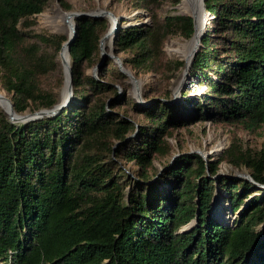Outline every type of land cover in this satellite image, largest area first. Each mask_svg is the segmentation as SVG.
Listing matches in <instances>:
<instances>
[{
    "label": "trees",
    "instance_id": "16d2710c",
    "mask_svg": "<svg viewBox=\"0 0 264 264\" xmlns=\"http://www.w3.org/2000/svg\"><path fill=\"white\" fill-rule=\"evenodd\" d=\"M163 1L134 0L153 12L152 25L121 24L115 35V53L126 55L123 64L137 76L157 71L170 37L194 34L190 16L158 17ZM50 3L0 0V89L18 114L57 103L44 80L58 70L68 37L33 30ZM205 5L212 18L190 65L205 90L186 99L188 113L177 115L158 101L140 112L147 123L131 138L137 126L129 110L139 108L117 88L127 76L109 57L98 77L89 72L101 61L109 20L87 17L76 19L70 48V106L22 124L11 123L0 107L1 264H264L263 187L245 178L212 179L220 163L195 153L177 157L160 182L148 183L155 158L171 152L174 127L200 121L249 131L264 126V0ZM165 67L174 76L185 61ZM121 159L135 161L142 173L130 177ZM220 161L245 167L264 185V150L253 154L233 142ZM217 186L238 214L232 225L211 215Z\"/></svg>",
    "mask_w": 264,
    "mask_h": 264
},
{
    "label": "rangeland",
    "instance_id": "374dc122",
    "mask_svg": "<svg viewBox=\"0 0 264 264\" xmlns=\"http://www.w3.org/2000/svg\"><path fill=\"white\" fill-rule=\"evenodd\" d=\"M182 3L183 0H180L179 3H175V0H164L161 3V6L154 12H157L160 19L175 15L191 16V14L183 12L180 9ZM55 8H61L65 13L82 14L95 12L98 8H103L112 12L117 18H119V25L123 24V26L152 25L154 18L151 10L137 6L134 0H51L49 8L36 17V25L33 27V30H35L36 33L42 32L49 35H69L68 31H54L42 23L41 15L52 13ZM205 14L209 25L211 15L207 11H205ZM76 19L78 18L75 17V21L74 19L72 21L76 23ZM190 39H185L181 35L170 37L164 44L165 54L156 72L142 73L137 76L136 72L131 67L123 64V67L130 70L133 73L134 80L138 82V84L135 85V81L127 76L125 81L117 85L120 96L123 94L127 95L138 105L139 108L138 111L129 110V118L134 121L137 126L136 130L130 135L131 138L137 137L140 125L143 126L147 123L146 118L140 113L141 111H144L147 107L153 106L158 101L165 102L166 100L172 99L174 89L181 80L185 67L172 76L167 73L165 64L170 60L184 61L178 55L174 54L172 49L178 44H183ZM111 46L112 45L110 44V49ZM110 49H107L108 53L111 52ZM117 56L122 62L123 58L126 57L125 54ZM113 60L116 62L115 59ZM89 72L92 74V70H89ZM192 77L193 85L180 89V95L177 102L171 106V108L176 111L177 115L188 113L185 108H183L184 106H187L186 99L188 97L194 94L199 95L205 90L204 86H199L194 74ZM44 82V85L47 88H54L57 94V102H60L61 92L65 86V70L61 62H59L58 70L46 77ZM0 92L6 94L1 89ZM187 93L190 95L186 96L185 94ZM25 113H29V111ZM172 130L176 131H174L172 136L168 138L171 147L170 154L165 157H156L153 161L154 169H148V172L150 174L152 173L153 177V179L148 182L151 185L160 182L159 175L172 164V159L175 155H178L179 157L185 154L195 153L204 157L205 160H209L210 158L215 159V162L220 163L219 174L212 179L223 177H228L230 179H243L246 174H249L248 170L245 167L239 170L226 161H220L223 153L232 146L233 142H236L242 150H250L253 154L264 150V126L254 131H249L240 124H217L212 121H200L189 126L174 127ZM220 143H225L226 147L220 152L213 154L212 150H214ZM119 162L121 163V167L124 168L132 178H136L142 173V168L136 165L135 161L128 162L121 159ZM207 176L211 178L209 172ZM226 198L227 195L225 192L217 186L214 190L210 204L211 215L218 218L224 224L232 225L237 219L238 214L232 211ZM224 215L228 217V222L220 219V216ZM192 224L194 225V222ZM259 229L264 230V224L261 225Z\"/></svg>",
    "mask_w": 264,
    "mask_h": 264
},
{
    "label": "bare ground",
    "instance_id": "6f19581e",
    "mask_svg": "<svg viewBox=\"0 0 264 264\" xmlns=\"http://www.w3.org/2000/svg\"><path fill=\"white\" fill-rule=\"evenodd\" d=\"M180 9L183 12L189 13L192 16L195 17L196 20V27H195V33L192 36V38L183 43V44H176L177 46H175L172 51L174 54L178 55L182 60H184L186 62V66L183 72V76L181 78V80L179 81V83L177 84V86L174 89V92H177V96L179 97L180 92L179 90L184 88V87H190L192 86V76H191V69H190V65H191V61H192V54L194 49L196 48L199 38L201 37L202 34H204L207 30V26H208V22L206 20V14H205V9H204V5H203V0H183V3L180 6ZM106 9L103 8H98L95 12L99 13V12H104ZM67 13L63 12L61 10V8H55L52 13H46V14H42L41 15V19H42V23L47 26L50 27L52 30H59V31H68L69 35L71 33V27L75 24V17L71 16L69 18V21L67 20ZM74 19V21H72ZM109 20V29L106 32V34L108 35L106 37V39L103 40V47L105 48L106 52L107 49H110V44L111 46V52H112V48H113V29H114V19L111 16H108L107 18ZM69 27V28H68ZM108 47V48H107ZM63 55H64V62L68 65L71 66L72 62L70 59V55L69 52L67 50V48L65 47L63 50ZM127 71V73L133 75V73L128 70L125 69ZM138 83V82H137ZM141 83V82H140ZM68 80L65 83V86L61 92V97H60V101H63L66 96H67V92H68ZM135 85H137L135 83ZM0 107L3 109L4 112L7 113V115H11V113H13L14 115L16 114L14 112V110H12L11 108V100L10 98L4 94L3 92H0ZM30 114V113H27ZM17 124V123H16ZM226 147L225 143H220L219 145H217L215 147L214 150H212L213 154L220 152L221 150H223Z\"/></svg>",
    "mask_w": 264,
    "mask_h": 264
},
{
    "label": "water",
    "instance_id": "95a60500",
    "mask_svg": "<svg viewBox=\"0 0 264 264\" xmlns=\"http://www.w3.org/2000/svg\"><path fill=\"white\" fill-rule=\"evenodd\" d=\"M203 5H204V9L206 11V5H205V0H203ZM67 20L69 21V18L71 16H74L76 18L79 17H87V18H108V16H111L114 19V29L112 31L113 33V39L115 38L116 33L118 32L120 25H119V18H117L112 12L105 10L104 12H91V13H67ZM193 19V24H194V33H195V27H196V20L194 16H190ZM212 18V16H211ZM76 31H77V26L76 23L71 27V33L70 35H68V40L66 42L63 43L61 50H60V54H59V60L62 63L64 70H65V83L68 80V92H67V96L63 101L57 102L52 108L50 109H42L36 112H30V114L24 113V114H18L15 110H14V106L13 103L11 101V108L12 110H14V112L16 113L15 115L13 113H11V115H7V113L5 112V114L8 116L9 120L11 123H17V124H22V123H27L33 120H37V119H41L43 117H51V116H55L57 114H59L61 111H63L65 108L69 107L70 104L72 103L73 100V82H74V76H73V65L68 66L63 60L64 55H63V50L66 47L69 55H70V48H71V44L74 41L75 37H76ZM194 35V34H193ZM108 35L105 34L103 36V38L101 39L100 42V53H101V61L100 63L94 67L92 69V75L94 77H98V70L99 67L105 62L106 58H112L115 59L118 67L120 69V71L125 74L126 76H128L131 80H134L133 75L127 73V71L125 70V68L123 67V62L120 60V58L117 56V54L115 53L114 48H112V52L108 53L106 52L105 48L103 47V40L106 39ZM204 34L201 35V37L199 38L198 44L196 46V48L193 51L192 54V59L195 57L197 51L199 50V48L201 47V40L203 38ZM185 66H186V62H185ZM135 81V80H134ZM136 84L137 81H135ZM177 92H173V97L171 100H166L165 104L167 105H174L177 100H178V96H177ZM11 100V99H10ZM178 157V155H175L172 159V163L174 162V160ZM204 158V157H203ZM160 176V175H159ZM245 179L254 182L256 185L263 187L264 185H260L258 183H256L252 177L250 176V174H246L244 176ZM185 229H187V227H185Z\"/></svg>",
    "mask_w": 264,
    "mask_h": 264
}]
</instances>
